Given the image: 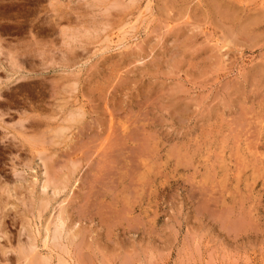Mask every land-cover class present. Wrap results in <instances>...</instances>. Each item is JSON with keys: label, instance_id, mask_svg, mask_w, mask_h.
Listing matches in <instances>:
<instances>
[{"label": "rangeland", "instance_id": "rangeland-1", "mask_svg": "<svg viewBox=\"0 0 264 264\" xmlns=\"http://www.w3.org/2000/svg\"><path fill=\"white\" fill-rule=\"evenodd\" d=\"M0 264H264V0H0Z\"/></svg>", "mask_w": 264, "mask_h": 264}, {"label": "bare ground", "instance_id": "bare-ground-1", "mask_svg": "<svg viewBox=\"0 0 264 264\" xmlns=\"http://www.w3.org/2000/svg\"><path fill=\"white\" fill-rule=\"evenodd\" d=\"M223 46H228V45H227V43L225 42V43L223 44ZM221 48H223V47H221ZM19 126H20V125H19ZM34 263H35V262H34Z\"/></svg>", "mask_w": 264, "mask_h": 264}]
</instances>
